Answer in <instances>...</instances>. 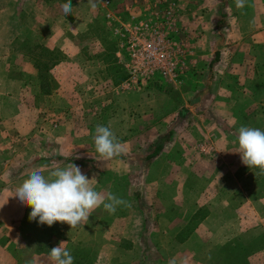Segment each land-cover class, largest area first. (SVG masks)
Masks as SVG:
<instances>
[{
  "label": "rangeland",
  "instance_id": "374dc122",
  "mask_svg": "<svg viewBox=\"0 0 264 264\" xmlns=\"http://www.w3.org/2000/svg\"><path fill=\"white\" fill-rule=\"evenodd\" d=\"M41 1L49 8L37 13L46 27L26 14L21 0H11L14 11L18 8L10 17L17 41L8 67L16 75L24 61L32 65L25 82L33 100L19 115L30 122L27 130L0 138V164L17 166L0 174L9 171L21 185L35 163H47L50 172L75 164L101 195L113 187L131 202L124 207L129 229L117 256L115 250L114 256L108 250L98 255L96 247L70 242L58 222L42 227L29 221L27 207L24 220L14 226L21 239L14 244L18 264H52L50 250L62 242L74 264L101 258L103 264H167L168 259L170 264H264V175L242 164L237 140L242 125L264 130V0H246L243 9L235 0H107L106 8L104 0H71L67 15L68 0ZM6 6L8 0H0V8ZM57 13L66 21L81 20L83 27L77 42H69L62 22L60 40L48 49L37 41L52 34L48 26ZM140 20L157 23L173 42L177 72L172 81L149 77L123 88L129 49L115 29ZM97 125L115 133L121 155L104 159L97 153ZM156 146L162 147L158 155L146 159ZM21 165L23 171L16 172ZM187 195L189 204L175 202ZM208 215L206 228L191 236ZM218 223L234 234L221 247L211 246L208 234ZM166 225L172 232L180 229L177 241L189 237V250L180 253L172 245ZM132 237L136 249L127 250Z\"/></svg>",
  "mask_w": 264,
  "mask_h": 264
},
{
  "label": "crops",
  "instance_id": "0c3cea01",
  "mask_svg": "<svg viewBox=\"0 0 264 264\" xmlns=\"http://www.w3.org/2000/svg\"><path fill=\"white\" fill-rule=\"evenodd\" d=\"M20 4L22 6V9L26 12V14H28L29 16L31 14L36 17L35 20L37 22H39V20H41L42 17L37 13L40 14L45 10L49 11V8L47 6L45 9H43L45 4L41 0H21ZM16 9L18 10V8ZM13 11H14V7L11 4V0H8V6L4 8H0V56H2L0 57V60H3L2 62H0V129H1L0 138H3L4 140H7L5 135L9 137L10 134L15 135V132L17 131H20L21 133L27 130V126H29L30 122L26 119V117L24 118L19 115L21 114V111L23 112L24 110H26L27 106L29 107V102L31 104L33 100L29 94L27 95V92L30 91V86L28 83L25 82V75H30L31 73L34 72V70L32 69V65L29 62H27V60L24 61L23 63L24 67L21 69H16V75H14L11 72L13 71L11 65H9L8 67V62H11L10 60L12 56H16V54L13 51V43L16 42L17 39L15 36L16 34H14L13 28L10 23V17L12 16ZM3 15L5 19H2ZM50 22L52 24L48 26V28L49 31L53 28L51 30L52 34H49V36L46 35L47 38H44L42 36L43 34H41L40 35L41 40H38L37 43L42 44L44 47L48 49H51L52 47H56V44L60 40L58 36V33L60 31L59 29H63L62 22H65L63 26L66 27V29H68L70 33L69 42L70 41L77 42L75 35L77 34V32H80L82 30L83 24H81V20L74 19V20L66 21L64 17H61V15L57 13L55 15H52ZM44 24H45L44 22L41 23V25L46 27V25ZM61 32H63V30ZM55 35L58 38L57 41H55V37H54ZM261 37L264 41V31L262 32ZM213 57L214 58L217 57V52H214ZM29 78H31V76ZM11 107H17V111L15 110L12 111ZM7 163L9 162L0 164L2 166V168L0 167V170H2V172L7 170V168L11 169L10 172L14 171L15 169L14 167H17L14 166V164L7 165ZM18 167L19 168L16 170V172L21 170L23 171V168H25L23 165ZM29 168L39 169L45 175L46 178L50 173L47 163H42V165L39 163H35L33 166H30ZM0 185L3 186V188H0V229H5L4 233H2L1 231L2 234H0V236H2L0 237V251L4 252L3 257L0 258V264H18L19 263L18 257H14L18 252V249L15 248L14 244L19 243L21 239L17 237L18 235L16 233H14V226L18 225L20 222L24 220L27 207L22 205L19 199L14 196L17 187L20 184L17 185V180L13 179L9 171L4 172L2 175L0 174ZM97 187L99 186H96L95 189L96 191H97ZM112 188L113 187L101 190L102 196L107 197L109 193L115 194V188H113L114 190ZM98 192L100 191L98 190ZM116 196L123 199L122 196L119 195ZM125 201H127V199ZM175 202L180 204L186 202L187 204H189L188 195L185 196V199H180L179 201L176 200ZM124 207H125L124 205L118 206L114 214H109V212L106 211L101 205V207L97 208L92 212L87 224L71 229V227L68 224L58 222L59 229L62 232L63 236L68 238L69 241L74 244H86V245L88 244L92 248L96 247V250L98 251V255L100 254V252L102 253L108 250L110 252V255L114 256L113 254L114 250L115 251L119 250L120 243L122 241L124 242L127 239L126 231L129 229L127 221L130 216L129 213L126 214ZM134 216L136 217V219H138V225L140 226L139 228H142L140 216L137 215ZM210 216L211 215H208L206 218L200 221L198 226L192 231L191 236L195 235L198 232H202L204 226L206 228V223ZM166 220H168V218H166ZM166 220L164 224H166ZM187 220L188 218L184 219V221L182 219V222L177 226L180 227V229L183 228L186 225ZM175 223H177V221H175ZM221 225H222L221 223H218L216 226L214 225L215 227L209 229L208 234L212 235L211 246L221 247L234 236V234L233 235L231 234L233 232L230 228H226L224 230V228L221 227ZM168 227L169 226L166 225L165 229L166 232L170 233V235L172 236L171 240L173 239L174 242V244L172 243V245H176L177 249L180 250V253L186 251V249L189 250V243H188V241L190 240L189 237H187L185 241H177L175 237L177 235L176 233L180 229L178 230L176 229L174 232H172L171 231L172 228L169 229ZM204 232L207 233L206 230ZM38 234H40V232H36L35 245H38L39 243L38 240L41 239V235ZM20 235H22L21 232ZM134 237L136 238V236ZM134 237L131 238V241L133 242L134 245L131 248H128L127 250H131L132 248H135ZM152 243L156 244L155 242ZM162 244L165 245L164 242H162ZM109 245H113L114 248L110 249ZM147 245L149 246V244ZM138 247L140 249V246ZM115 255L116 256L118 255L117 251L115 252ZM122 256H124L123 258L124 261L128 262L127 259L129 258V256L125 253H123ZM113 259L115 258H110V260ZM172 262L173 260L168 259L167 264H170ZM103 263L104 260L101 258L98 259L96 263L93 264H103ZM128 263H130V260ZM139 263L141 264L142 262ZM145 264H153V263L149 262Z\"/></svg>",
  "mask_w": 264,
  "mask_h": 264
},
{
  "label": "clouds",
  "instance_id": "9594fccd",
  "mask_svg": "<svg viewBox=\"0 0 264 264\" xmlns=\"http://www.w3.org/2000/svg\"><path fill=\"white\" fill-rule=\"evenodd\" d=\"M235 3L237 8L243 9L246 0H235ZM95 6L93 3L92 7ZM71 8V0H68L63 5L64 13L69 14ZM93 139L97 153L104 159H112L124 151L109 127L97 125ZM237 140L242 164L249 169H259V174L264 175V130L242 125L238 129ZM91 181L80 167L72 163L66 168L51 171L47 178L36 169L30 172L14 196L22 205L31 208L29 221L48 227L61 222L68 224L71 229L87 224L92 212L101 205L109 214H114L118 206H130L115 194L102 196ZM62 243L50 250L52 264H74V257L61 246Z\"/></svg>",
  "mask_w": 264,
  "mask_h": 264
},
{
  "label": "built area",
  "instance_id": "2783aa9c",
  "mask_svg": "<svg viewBox=\"0 0 264 264\" xmlns=\"http://www.w3.org/2000/svg\"><path fill=\"white\" fill-rule=\"evenodd\" d=\"M108 5L109 2L104 0L102 6L106 8ZM121 32L123 35L120 36L125 38L129 49L128 60L125 63L128 78L121 87L128 88L137 81L142 82L149 77H160L170 81L175 78L177 61L173 54V42L165 38L157 23L140 20L131 26L120 25L115 29V33Z\"/></svg>",
  "mask_w": 264,
  "mask_h": 264
},
{
  "label": "trees",
  "instance_id": "16d2710c",
  "mask_svg": "<svg viewBox=\"0 0 264 264\" xmlns=\"http://www.w3.org/2000/svg\"><path fill=\"white\" fill-rule=\"evenodd\" d=\"M161 148H162L161 146H156L153 149L152 153L146 157V159H151V158L156 157L158 155V153L161 151Z\"/></svg>",
  "mask_w": 264,
  "mask_h": 264
}]
</instances>
